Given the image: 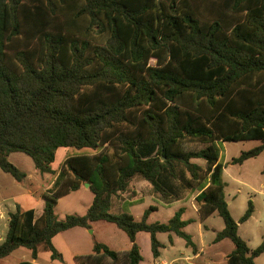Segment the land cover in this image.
<instances>
[{
	"label": "trees",
	"instance_id": "1",
	"mask_svg": "<svg viewBox=\"0 0 264 264\" xmlns=\"http://www.w3.org/2000/svg\"><path fill=\"white\" fill-rule=\"evenodd\" d=\"M243 141L260 143L232 164L264 152V0H0L1 170L22 182L12 153L55 175L59 149L95 152L65 160L40 216L8 213L0 259L26 248L62 260L53 238L99 221L123 231L130 249L94 242L77 264H140L139 233L150 235L155 259L160 233L197 253L182 209L168 223L148 221L154 206L140 220L110 212L138 179L165 204L196 194L201 220H223L213 243L232 242L226 263L256 264L264 237L251 249L238 230L254 206L235 221L222 181L220 144ZM85 183L87 213L58 219L57 198Z\"/></svg>",
	"mask_w": 264,
	"mask_h": 264
},
{
	"label": "rangeland",
	"instance_id": "2",
	"mask_svg": "<svg viewBox=\"0 0 264 264\" xmlns=\"http://www.w3.org/2000/svg\"><path fill=\"white\" fill-rule=\"evenodd\" d=\"M258 141H243V142H226L220 144V162L224 165V172L222 181L225 185L224 194L228 202L230 213L235 221H239L245 214L249 207V202L254 206L252 216L239 225L240 236L248 243L249 248H257L264 237V175L262 170L264 168V152L259 156L245 161L243 164H232V160L237 158L242 152L249 151L259 145ZM88 149L63 148L58 151L57 162L53 165L56 168L62 166L65 160L73 155H91ZM13 156V155H12ZM31 163V159L25 155ZM14 157H12L13 160ZM22 163V160H20ZM25 162L23 161V167ZM145 182V181H144ZM85 183L79 191L70 192L67 195L57 198L55 207V214L58 219L63 220L68 215L83 216L93 200V194ZM138 179H134L131 184L135 189L139 190L137 197L143 198L142 202H126L120 200L119 197H113L111 202L110 212L119 214L123 211L129 210L131 214L137 219H140L144 210H148L151 206L159 208L150 214L149 221L168 223L174 216L175 212L184 208L186 211L185 217L191 219V224L184 230L188 233L195 243L200 242L198 232L199 216L191 206L190 201L183 202L182 207L171 204H165L160 196L150 195L146 185ZM24 186V185H23ZM26 187V185H25ZM128 194V193H127ZM127 196V195H126ZM131 197H133L131 195ZM31 198L11 200L0 204V213L2 210L7 213L6 204H21L22 207H30ZM43 203V201H42ZM196 208L198 206L194 201ZM130 207V208H129ZM13 209V208H12ZM8 216L1 222L6 224L5 233L7 230ZM205 225L216 230L223 228L224 223L222 218L216 213L209 218ZM94 231V232H93ZM93 232V233H92ZM210 234V233H209ZM211 235V234H210ZM174 245H170V238L167 234H157V239L164 245L162 248L160 259H165L168 262L174 257H179L180 253L191 254V247H186L184 239L172 234ZM228 240V239H225ZM230 241V240H228ZM94 242L102 243L108 246L111 250L118 252H126L130 249V241L127 235L118 229L115 225L99 221L95 222L94 230H85L77 228L65 233H61L53 239V245L60 253L62 260H53L50 251H40L38 254L39 264H77L75 261L76 255H88L92 252ZM206 247H210L207 238H205ZM138 245L140 246L143 262L141 264H152L153 255L151 251L150 236L147 233H140L138 235ZM30 251L20 249L13 258L31 260ZM24 257V258H23ZM13 258L7 264H14ZM256 264H264V254L256 259Z\"/></svg>",
	"mask_w": 264,
	"mask_h": 264
},
{
	"label": "crops",
	"instance_id": "3",
	"mask_svg": "<svg viewBox=\"0 0 264 264\" xmlns=\"http://www.w3.org/2000/svg\"><path fill=\"white\" fill-rule=\"evenodd\" d=\"M61 149H63V148H61ZM21 154H23V153H12V154H10L9 161L13 165H15L17 168H19L21 171L26 173V178L22 182H17L10 174L3 172L1 170V168H0V204L1 203H6V202L11 201L13 199L17 200L19 198H21V199L31 198L32 199L31 200V205H30V207H22L23 205L18 204V203L8 204V205L6 204L5 205L7 207V209H8L7 213H5L3 210L0 213V244L4 241L6 233H7V230H6V233H5L6 224L4 222L1 224V222L5 219V215L6 214L8 216L9 212H14L16 210V208L19 206L22 210H34L36 217L41 215V213L43 211V203H42L43 196L49 194V190L52 188V186H53V184H54V182H55V180H56V178L58 176L59 169L61 167L60 166L59 168L58 167L56 168V166H58V162L56 160V162H55L56 166L53 167V170L56 173L55 175H51L49 173L41 174L38 170H36V168H35V166L33 164V161L31 160L32 164H30L29 160L27 158H23L24 156H21ZM12 157H14L13 160H12ZM20 160H22V163H20L21 162ZM23 161L25 162L24 167L22 165ZM140 182L145 183L144 181H140ZM25 185H26V187H25ZM147 187H149L147 189L148 193H150V195H154L152 193V191H151V188H150L149 184L147 185ZM138 191L139 190L135 189L134 186L131 185V187L129 188V190L126 193L119 195V199L123 200V201L125 200L126 202L127 201L128 202H142L143 198L137 197V195L139 193ZM131 195L133 197H131ZM195 197H196V194H191V195L187 196V198H185V199H182V200L175 201V202L171 203V205L173 204L175 206H179V208H180V206L182 207L183 202H186V201L189 200L191 208L195 212H197V214L199 216V211L196 208L195 203H194ZM155 210L158 211L159 208H156ZM182 210H183L182 220L190 222L185 227V229H186L191 224V219L186 218L185 217L186 211H185L184 208H182ZM145 211L146 210H144V212ZM127 212H129V210H127ZM144 212H143V214H144ZM129 213L131 214V212H129ZM214 215L215 214H213L212 216L208 217L205 220H201V218L199 216L198 232H199V236H200V242L199 243H195L193 241L192 237H191L193 243L196 246L197 253L194 254L193 250L191 248V254L180 253L179 257H174L169 262L167 260H165V259H160V257L158 259L153 258L152 264H157V263H160V262H166L167 264H174V263H176V264H227L226 261H225V256L232 251V249H233L232 242L228 241L229 239L228 240L224 239V240H222V241H220L218 243H213V240H214V238L216 236V233L218 231L222 230L223 228L220 229V230H216V229H214L212 227L210 228L207 225H205V222H207V220L209 218L213 217ZM149 218H150V215H149ZM149 218H148V221H149ZM135 219H137V217ZM140 219H137V220H140ZM7 221H8V219H7ZM149 222H154V221H149ZM94 224L95 223L92 224V229L93 230H94ZM77 228H80V227H77ZM77 228H73L71 230H74V229H77ZM7 229H8V224H7ZM81 229H85V228H81ZM71 230H68V231H71ZM85 230H88V229H85ZM63 233H65V232H63ZM139 234H137V236H136L137 244H138V235ZM205 238H207L208 244H210V247L209 246L206 247ZM173 242L174 241L171 239V241H170V245L171 246L174 245ZM130 245H131V243H130ZM20 249H26V248H18V249H16L8 257L0 259V264H7L8 261H10V259H12L13 256ZM26 250L30 251L28 249H26ZM29 254H30V257H31V260L29 262H32V263H35V264H39L38 263V257H37V259H33L32 255H31V251L29 252ZM76 256H80V255H76ZM13 261H15L14 264H19L22 261H28V260L27 259L19 260V259L13 258ZM142 262H143V260H142Z\"/></svg>",
	"mask_w": 264,
	"mask_h": 264
},
{
	"label": "built area",
	"instance_id": "4",
	"mask_svg": "<svg viewBox=\"0 0 264 264\" xmlns=\"http://www.w3.org/2000/svg\"><path fill=\"white\" fill-rule=\"evenodd\" d=\"M157 264H167L166 262H160V263H157Z\"/></svg>",
	"mask_w": 264,
	"mask_h": 264
},
{
	"label": "water",
	"instance_id": "5",
	"mask_svg": "<svg viewBox=\"0 0 264 264\" xmlns=\"http://www.w3.org/2000/svg\"><path fill=\"white\" fill-rule=\"evenodd\" d=\"M87 185V187H89V184H86Z\"/></svg>",
	"mask_w": 264,
	"mask_h": 264
}]
</instances>
